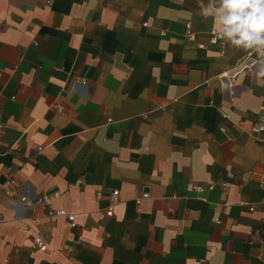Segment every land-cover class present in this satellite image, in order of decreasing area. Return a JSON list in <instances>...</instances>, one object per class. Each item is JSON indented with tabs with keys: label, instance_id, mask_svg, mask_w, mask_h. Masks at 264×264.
<instances>
[{
	"label": "crops",
	"instance_id": "obj_1",
	"mask_svg": "<svg viewBox=\"0 0 264 264\" xmlns=\"http://www.w3.org/2000/svg\"><path fill=\"white\" fill-rule=\"evenodd\" d=\"M208 4L0 0V264H264V81Z\"/></svg>",
	"mask_w": 264,
	"mask_h": 264
},
{
	"label": "clouds",
	"instance_id": "obj_2",
	"mask_svg": "<svg viewBox=\"0 0 264 264\" xmlns=\"http://www.w3.org/2000/svg\"><path fill=\"white\" fill-rule=\"evenodd\" d=\"M202 15L213 18L219 38L257 54L256 76L264 81V0H209Z\"/></svg>",
	"mask_w": 264,
	"mask_h": 264
},
{
	"label": "built area",
	"instance_id": "obj_3",
	"mask_svg": "<svg viewBox=\"0 0 264 264\" xmlns=\"http://www.w3.org/2000/svg\"><path fill=\"white\" fill-rule=\"evenodd\" d=\"M188 27L190 28L191 25L188 24ZM188 36H189V38H194V34L191 31L188 32ZM210 41L214 45L221 46L223 52L225 51L227 46L233 47L230 44V42L219 38L217 36L216 32L214 31V29L211 30V32H210ZM241 70H242V68H241ZM225 117L227 119H231L230 114H226ZM251 132L253 134L259 135V138L261 140H263V138L260 137V134L264 133V122L259 121V122L253 123L251 126ZM41 150H42V148H39V151H41ZM223 185L226 186V184H223ZM213 187H214L213 185L210 186L211 189ZM2 189L8 195H15L16 194L17 200L20 203L25 204L26 206H28L32 209L42 208L48 217H64L70 222V224L73 227H75L77 224L75 214L69 213L65 209H56L52 206V204H51L52 197H57L59 194H55L54 196H49L48 194L41 193V194H36L34 196H30L27 193H22L20 188L17 186V180L14 176L11 177L7 182H5L2 185ZM191 190H196V191L200 192V191H203V188H202V186H192ZM144 196H146V194H144ZM119 202H120V191L114 190L111 194V203H110V206L107 210L108 215H113L114 208ZM251 209H254V208L251 207ZM33 242H34V246L36 248L41 249V250H46L48 247L46 240L40 234L34 236Z\"/></svg>",
	"mask_w": 264,
	"mask_h": 264
}]
</instances>
